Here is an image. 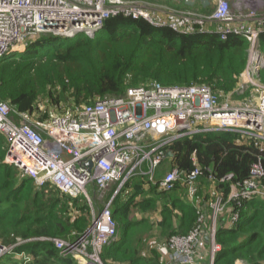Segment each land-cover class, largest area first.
Listing matches in <instances>:
<instances>
[{"label":"trees","instance_id":"trees-1","mask_svg":"<svg viewBox=\"0 0 264 264\" xmlns=\"http://www.w3.org/2000/svg\"><path fill=\"white\" fill-rule=\"evenodd\" d=\"M200 10L209 11L201 5ZM101 31L109 33L106 42L96 40ZM31 42L24 53L0 61V101L11 107L14 122L26 121L21 119L26 114L34 128L35 123L48 124L54 115L154 81L165 87L205 85L234 103L248 98V92L239 88L248 43L236 35L221 40L216 33L182 34L143 19L116 16L105 20L94 38L41 36ZM258 43L264 52V30ZM258 78L264 85V69ZM39 103L45 104V109L39 108ZM238 138L217 132L182 138L169 145L174 156L162 161L158 176L172 168L191 171L195 153L197 163L205 169L197 181L195 200L182 198L178 193L181 189L176 187L170 193L150 188L151 197L137 202L145 182L131 181L109 206L120 236L102 249L100 260L104 264H165L166 255L155 249L151 257L142 255L143 244L155 226L166 252L172 236H186L197 227L207 233L210 213L199 219L198 210L199 205L209 210L210 193L226 199L231 185L243 186L253 164L260 162L264 171V148L255 146L252 139L240 143ZM7 150L8 142L0 134V245L21 242L14 253L26 254L28 264H79L72 255H62L50 239L74 244L83 238L93 219L90 204L84 197L60 193L49 182L39 187L30 178H20L14 166L4 163ZM228 174L232 180L221 181ZM260 182L264 186V176ZM157 203L162 206L158 208ZM133 206L142 213L159 212L160 218L133 219ZM92 208L96 216L103 210L94 203ZM236 212L239 221L227 225ZM215 241L222 249L215 264H264V198L245 199L240 206L228 204L219 217ZM16 259L13 264L22 263V258Z\"/></svg>","mask_w":264,"mask_h":264},{"label":"built area","instance_id":"built-area-1","mask_svg":"<svg viewBox=\"0 0 264 264\" xmlns=\"http://www.w3.org/2000/svg\"><path fill=\"white\" fill-rule=\"evenodd\" d=\"M255 2L215 0L214 9L205 14L148 0H0V61L21 53L38 35L66 40L79 35L91 38L105 20L123 16L182 34L216 33L221 40L229 35L241 37L248 43V58L239 88H248L255 94L254 100L234 103L205 85L165 87L154 81L54 115L48 124L36 128L25 121L14 122L11 107L0 101V134L8 142L4 163L14 166L20 178H30L39 187L49 182L60 193L72 197L82 195L88 199V185L98 190L117 185V195L132 180L140 178L147 179L161 192L185 186L193 199L198 192L197 181L205 170L198 167L195 154L191 171L172 168L161 178L157 176L173 142L227 132L238 135L236 141L240 143L252 139L255 146L264 148V85L258 78L264 69V52L258 43L264 30V15L255 13ZM263 176L258 162L251 166L242 187L230 186L228 198L211 192L209 210H198L199 219L210 213L208 232L197 227L186 236H172L167 240L169 257L165 264H214L221 253L215 241L219 217L231 202L240 206L245 199L264 198V186L260 185ZM231 180L232 174H228L221 181ZM92 215V227L74 244L50 239L62 255H72L80 264H103L102 249L117 238L109 204L97 216L92 209ZM239 219V214L233 213L227 225H234ZM20 243L0 245V258L13 254ZM203 247H207L205 258ZM19 257L22 264L30 262L26 255Z\"/></svg>","mask_w":264,"mask_h":264},{"label":"rangeland","instance_id":"rangeland-1","mask_svg":"<svg viewBox=\"0 0 264 264\" xmlns=\"http://www.w3.org/2000/svg\"><path fill=\"white\" fill-rule=\"evenodd\" d=\"M153 2L156 3V4H158V5H163V6L172 8V9H178V7H181L180 6L181 5L180 3L182 2V0H154ZM253 6H254V9L256 11L255 13L257 15H262V14L264 15V0H256V2L254 3ZM187 7L190 8V6H187ZM214 7H215V0H211V4L209 5V7L206 8V10H209V11H206L205 14L206 13H210L214 9ZM193 9L194 10H200V5L199 4H195L194 8L192 6L191 9H188V10H193ZM234 9H235V7L233 8V11H234ZM243 14L245 15L246 13H243ZM41 36H43V37L44 36L52 37L51 35H38L36 37L38 38V37H41ZM108 37H109V33H105L104 31H101L99 34H97V39L96 40H99L100 42H106L107 39H108ZM244 91H247L248 92V98L246 97L245 99H247V100L253 99L254 100V98H255V94L254 93L252 95L251 94V91L248 88L245 89ZM254 92L257 94V89ZM41 107H44V109H45V104L39 103V108H41ZM66 107H67L66 105H63L62 106V108H66ZM58 110L61 111L62 109H58ZM25 122L26 123H29V122H27V120ZM35 125L38 126V125H40V123H35ZM117 187H118L117 185L111 184L109 187H107L104 190H98V189H95L94 190L95 195L97 196L98 201L100 203H103V208L102 209H104L105 206L108 205L109 202H111V204H112L113 199L118 196V194L120 192L116 195ZM181 187L183 189L182 190H179V192H178L180 194V196L182 198H184L185 200H188L190 202L193 201V199H190L188 197V195H187L188 194L187 193V188L185 186H181ZM89 188L90 187L88 185L86 187V190H87V195L89 196V199L91 200L90 195H93V193L92 194L90 193ZM148 191H149V189H148ZM261 192H263V191H260L258 193H261ZM141 199H143V197L140 198V200ZM158 206H162V203H158ZM131 209H132L131 217L133 219H137V218H140V219H142V218H149L151 220L157 221L160 218L159 212L148 213V214L147 213H142L139 210H137L135 208V206L131 207ZM157 230H158V228L155 226L153 228L152 232L150 233L151 237L148 238V240L145 241V243L143 244L142 255L151 257L150 255H152V252H151L152 249H155L156 252L157 251H160L162 254H164V257H165V255H166V257L169 255V249L166 252L163 249V248H166V247H162V242L164 241V239H161V238L158 237ZM119 235H120V231H119ZM201 250L203 251L202 258H205L206 257V254H207V247H203ZM8 257H12V259L10 261H5V258H8ZM15 259H16L15 256L5 255L4 257L0 258V261H1L2 264H13L14 261H15ZM164 262H165V260H164ZM18 264H22V263H18Z\"/></svg>","mask_w":264,"mask_h":264},{"label":"crops","instance_id":"crops-1","mask_svg":"<svg viewBox=\"0 0 264 264\" xmlns=\"http://www.w3.org/2000/svg\"><path fill=\"white\" fill-rule=\"evenodd\" d=\"M183 2H184V0H182V2L180 3L181 5V7H178V9L177 10H185V9H187V8H185V7H187L186 5H183ZM214 2V1H213ZM211 4V0H210V2H209V4H208V6L207 7H209V5ZM195 6V5H194ZM194 6H193V8H194ZM191 8V7H190ZM197 11H199V12H201L200 10H197ZM13 56H15V55H13ZM21 119H24V120H27V117H26V114H22L21 115ZM167 172V171H166ZM165 173V172H164ZM159 178H161V176L159 175L158 176ZM136 181V180H135ZM138 181H140V180H138ZM90 188H89V190H90V193L92 194L93 193V195H90V198H91V200L89 199V196H88V199L86 198V197H84V196H81V197H84L87 201H88V203L90 204V207H91V209H93L92 208V205H93V203H94V205L95 204H98V205H102L103 206V203H100L99 201H98V199H97V196L95 195V192H94V190L95 189H93V187L92 186H89ZM89 193V192H88ZM148 193V194H147ZM151 194H149V191L148 190H146V189H143V192L141 193V194H138L137 195V198L139 199H135L137 202H139L140 201V198H142V197H144V198H150L151 196H150ZM129 200H131V197L130 196H128L127 197ZM129 203H130V201H129ZM109 204V206L111 205V203L109 202L108 203ZM158 204V203H157ZM158 208H159V206H158ZM91 215H92V212H91ZM93 216V215H92ZM140 219V218H139ZM93 221H94V218L92 219V223H91V226H92V224H93ZM206 264V263H205Z\"/></svg>","mask_w":264,"mask_h":264},{"label":"clouds","instance_id":"clouds-1","mask_svg":"<svg viewBox=\"0 0 264 264\" xmlns=\"http://www.w3.org/2000/svg\"><path fill=\"white\" fill-rule=\"evenodd\" d=\"M98 31H99V30H98ZM98 31H97V32H98ZM97 32H96V33H97ZM96 33H95V35H96ZM95 35H94L93 37H91V38H94ZM89 38H90V37H89ZM30 44H31V43H30ZM27 47H28V45H27ZM27 47H26V48H27ZM26 48H25L21 53H20V52H17L15 56H19L20 54L24 53V51L26 50ZM9 57H12V55H9V56L5 57L4 59L9 58ZM2 60H3V59H2ZM194 154H195V153H194ZM167 159H170V158H167ZM191 162H192V161H191ZM197 164H198V163H197ZM192 165H193V164H192ZM198 167L201 168L199 164H198ZM201 169H202V168H201ZM170 170H171V169H170ZM159 171H160V170H159ZM168 171H169V170H168ZM163 174H164V173H163ZM163 174H162V175H163ZM162 175H160V176H162ZM157 176H158V173H157ZM155 178L158 179L157 177H155ZM135 180L144 181V182H145V186H144L145 188H144V189H146V190L149 189V192H150V188L156 190L157 192H161V191L158 190L157 187H156L155 185H153L151 182L146 181L147 179L144 180V179L137 178V179H135ZM132 181H133V180H132ZM176 187H179L181 190L183 189V188H182L181 186H179V185H177ZM176 187H175V188H176ZM125 188H126V187H125ZM173 190H174V189H173ZM173 190H172V191H173ZM172 191H170V192H172ZM170 192H167V193H170ZM131 195H133V194L131 193ZM188 197H189V196H188ZM195 197H196V195H195ZM195 197L193 198V201L195 200ZM210 198H211V196H210ZM187 201H188V200H187ZM198 201H199V200H198ZM189 202H190V201H189ZM191 202H192V201H191ZM110 203H111V202H110ZM199 208H202L205 212H207V211H206V205H199ZM91 227H92V226H91ZM91 227H90V228H91ZM90 228H89V229H90ZM89 229H88V230H89ZM116 230H117V238L115 239L114 242H116V240L119 239V236H120V235H119V229H118L117 226H116ZM114 242H113V243H114ZM111 244H112V243H111ZM109 245H110V244H109ZM105 247H106V246H105ZM221 250H222V249H221ZM11 255H12V256H15V257H17V258H21V257H19V255H16V254L14 253V250H13V254H11ZM20 255H22V254H20ZM23 255H26V254H23ZM26 256H27V255H26ZM27 257H28V256H27ZM168 257H169V255L167 256V258H168ZM75 259H76V258H75ZM76 260H77V259H76ZM77 262H78V260H77ZM101 262H102V261H101ZM238 262H241V261H236L235 264L238 263ZM78 263H79V262H78ZM102 263H103V262H102ZM241 263H243V262H241ZM79 264H80V263H79ZM103 264H104V263H103ZM214 264H215V263H214ZM243 264H245V263H243Z\"/></svg>","mask_w":264,"mask_h":264},{"label":"water","instance_id":"water-1","mask_svg":"<svg viewBox=\"0 0 264 264\" xmlns=\"http://www.w3.org/2000/svg\"><path fill=\"white\" fill-rule=\"evenodd\" d=\"M197 1L201 4L203 8L207 7L210 2V0H184V3L186 6L192 7L196 4ZM171 157H172L171 151H167L166 158H171Z\"/></svg>","mask_w":264,"mask_h":264},{"label":"flooded vegetation","instance_id":"flooded-vegetation-1","mask_svg":"<svg viewBox=\"0 0 264 264\" xmlns=\"http://www.w3.org/2000/svg\"><path fill=\"white\" fill-rule=\"evenodd\" d=\"M196 4H199V5H201L198 1L196 2ZM205 8H207V7H205Z\"/></svg>","mask_w":264,"mask_h":264}]
</instances>
